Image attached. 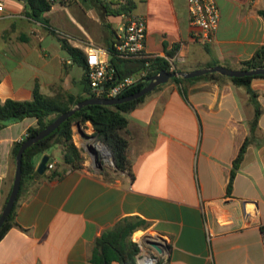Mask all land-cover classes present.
<instances>
[{
    "label": "crops",
    "instance_id": "0c3cea01",
    "mask_svg": "<svg viewBox=\"0 0 264 264\" xmlns=\"http://www.w3.org/2000/svg\"><path fill=\"white\" fill-rule=\"evenodd\" d=\"M0 1V99H31L35 86L45 95L60 89L85 94L81 59L90 45L101 48L110 64L123 23L124 11H115L120 0H53L43 14L46 22L27 15L23 0ZM126 1L131 13L145 19L144 51L180 58L175 67L181 70L237 69L264 46V0H217L219 25L208 44L191 38L186 0L121 3ZM63 40L79 53H68ZM125 65L118 62L120 69ZM249 88L261 108L256 126L255 102L245 85L227 78H169L156 86L127 113L131 175H105L83 153L81 166L72 168L57 146L38 155L36 167L45 154L54 167L36 173L19 199L17 225L0 239V264H95V240L126 217L144 222L131 240H164L159 262L264 264V77L252 78ZM35 122L25 117L0 128L1 210L15 168L12 143ZM81 126L74 124L72 134L80 149Z\"/></svg>",
    "mask_w": 264,
    "mask_h": 264
},
{
    "label": "trees",
    "instance_id": "16d2710c",
    "mask_svg": "<svg viewBox=\"0 0 264 264\" xmlns=\"http://www.w3.org/2000/svg\"><path fill=\"white\" fill-rule=\"evenodd\" d=\"M26 5V14L35 19H41L46 22L43 14L48 11L53 3V0H23ZM60 2L63 0H59ZM119 9L115 11H129L131 6L128 2L119 3ZM64 48L71 55L78 54L77 48L68 45L64 40ZM112 59L110 66L113 69L112 79L110 83H114L118 78L134 74L142 69H147L146 78L157 74L159 71L165 70L168 72L179 71L181 68L170 69L168 61L163 57L154 58H119L115 54L114 47L110 49ZM171 55V53H168ZM125 62L124 68H118V62ZM148 63V65L146 64ZM82 66L86 68L85 59H81ZM130 64V65H128ZM264 65V46L259 48L254 55L247 60L240 62L239 68L247 69L254 66ZM264 77V75L244 76V77H225L217 73H208L205 75L188 78L187 80H194L200 78H207L211 80H220L223 78L229 79L233 84L245 85L250 92L252 101L255 102V112L251 121L252 126H256L258 118L261 114V108L256 102L255 92L249 88L252 78ZM172 80L181 82L184 80L181 77H173ZM85 94L75 96L65 90H58L53 95H45L41 93L37 86L34 87L32 98L28 100H14V99H0V128L7 126L10 123L18 122L25 117H34L36 122L34 125L26 129L25 135L12 143L10 150V157L14 164V158L21 143L28 137L38 133L42 128L52 122L60 113L69 110L75 103L80 100L93 96L89 90V82L85 75L83 79ZM146 84L144 80L138 81L135 85L131 86L120 96L129 95ZM147 95V94H146ZM126 101L119 104L103 105V104H87L77 110L74 114L64 120L56 129H54L47 136L43 137L36 143L27 147L22 155L21 163V182L20 188L15 200L14 206L0 227V239L14 225H17L14 216L15 209L18 205L19 199L22 194L26 192L29 182L32 181L36 175V157L52 147H59L61 150V161L72 167H80L83 157L81 149L76 146L73 141V126L79 122L87 129L92 131L91 135L101 141L109 150L113 166L111 168L102 167L101 171L107 175L112 171H126L128 174L131 172V163L128 157L129 141L125 133L127 130V113L134 109L141 103L145 96ZM87 133V130H82ZM247 141H244L240 146L239 152L233 160V166L230 174L228 186L231 185L232 179L235 175L236 169L242 159L245 151ZM52 156H49L51 161ZM10 192V190H9ZM8 192V194H9ZM8 197V195H7ZM6 197V199H7ZM5 199V201H6ZM5 204V202H4ZM3 204V206H4ZM143 221L135 220L133 218H123L111 228L104 230L99 237L95 240L92 248L91 261L95 264H110L112 260L118 261L120 264H137L136 254L139 251L137 242L131 240L132 233L138 228L142 227ZM264 233V226H261ZM160 264H165L159 262Z\"/></svg>",
    "mask_w": 264,
    "mask_h": 264
},
{
    "label": "built area",
    "instance_id": "2783aa9c",
    "mask_svg": "<svg viewBox=\"0 0 264 264\" xmlns=\"http://www.w3.org/2000/svg\"><path fill=\"white\" fill-rule=\"evenodd\" d=\"M188 23L191 29V38L199 44L211 43L215 37V32L219 25L220 10L217 0H186ZM3 11V3L0 1V14ZM123 23L116 32L114 44L115 54L119 58H154L155 54L144 51V41L146 37V22L143 16L122 12ZM1 17V15H0ZM101 48L90 45L86 49L85 64L86 77L89 82V90L93 96L115 97L120 96L125 90L135 85L138 81L144 80L147 75V69L144 68L135 74H129L118 78L114 83H110L113 75V69L106 60L101 57ZM176 57H169L167 61L170 69L175 68ZM148 65V63L146 62ZM110 164L113 165L111 157ZM52 161L46 163V169H52ZM148 240H151L148 239ZM162 244V250L165 249V243L159 237L153 239ZM137 242L139 251L136 254L137 264H160L158 254L153 247H149L141 239Z\"/></svg>",
    "mask_w": 264,
    "mask_h": 264
},
{
    "label": "water",
    "instance_id": "95a60500",
    "mask_svg": "<svg viewBox=\"0 0 264 264\" xmlns=\"http://www.w3.org/2000/svg\"><path fill=\"white\" fill-rule=\"evenodd\" d=\"M208 73H217L225 77H244V76L264 75V65L254 66V67H250L247 69H233V68H228V67L221 66V65H212V66H206V67L196 68L192 70H179V71L175 70L173 72L162 70L151 77L145 78L144 81L146 82V84L143 87H141L139 90L129 95L115 96V97L91 96L86 99L78 101L69 110L60 113L52 122H50L48 125L42 128L38 133H36L35 135L31 137L26 138L21 143L20 147L18 148L16 152L15 158H14L15 168H14V174H13V180H12L10 192L0 212V227L5 222V220L8 218L14 206L18 192H19L20 182H21V163H22V155H23L24 150L30 145L42 139L43 137L47 136L49 133H51L64 120H66L68 117L74 114L81 107L87 104L113 105V104L123 103V102L130 101V100L146 95L147 93L152 91L156 86L162 83H165L169 78L181 77L183 79H188V78L205 75ZM75 125L80 128L79 122L75 123ZM80 134L86 142L90 139L95 138L94 135L84 133L82 130H80ZM86 147H87L86 148L87 152L93 155V158L97 162L98 167H101V164L98 163L97 158H96V153H97L96 148L91 144L87 145ZM108 153L113 163L112 156L109 151ZM48 160H49L48 155L45 154L42 156L40 162L38 163L36 167V173L42 174L46 170V163L48 162ZM146 243L150 245L151 247H153L160 254L164 251L162 250L161 248L162 244L159 241L147 240Z\"/></svg>",
    "mask_w": 264,
    "mask_h": 264
},
{
    "label": "rangeland",
    "instance_id": "374dc122",
    "mask_svg": "<svg viewBox=\"0 0 264 264\" xmlns=\"http://www.w3.org/2000/svg\"><path fill=\"white\" fill-rule=\"evenodd\" d=\"M81 130H85V131L87 130L88 131V129L84 125L81 126ZM74 131H76V128H74ZM89 134H92V131ZM80 137L81 136H80L79 133L76 134V136H75L77 141L79 139H81ZM82 140H83V142H82L83 143V148H81V153L85 154V156H86L85 158H89L90 157L91 161H92V164H94L96 167H98V164L94 160L93 155L89 154L87 152V150H86V148H87L86 146L90 145V144L93 145L96 148V150H97L96 158H97L98 163L101 164L102 167L111 168L113 166V165L110 164V160L107 159V155L104 154L105 152H103V150L100 148V145H102L105 148V150L107 151V153H108L109 150L107 149V147L103 143L99 142V140H97L96 138L90 139L87 142L84 139H82ZM13 167H14V164H12V170H13ZM149 247H151V246L149 245ZM154 251L156 252V254L159 255V253L155 249H154Z\"/></svg>",
    "mask_w": 264,
    "mask_h": 264
},
{
    "label": "bare ground",
    "instance_id": "6f19581e",
    "mask_svg": "<svg viewBox=\"0 0 264 264\" xmlns=\"http://www.w3.org/2000/svg\"><path fill=\"white\" fill-rule=\"evenodd\" d=\"M100 148L103 150V152H105L104 154L107 155V159L109 160V157H110L109 153H107V151L105 150V148L102 145H100Z\"/></svg>",
    "mask_w": 264,
    "mask_h": 264
}]
</instances>
